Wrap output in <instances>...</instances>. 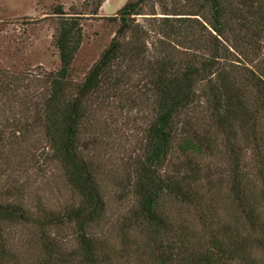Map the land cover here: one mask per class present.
<instances>
[{
	"label": "trees",
	"instance_id": "16d2710c",
	"mask_svg": "<svg viewBox=\"0 0 264 264\" xmlns=\"http://www.w3.org/2000/svg\"><path fill=\"white\" fill-rule=\"evenodd\" d=\"M147 1H130L108 18L118 28L76 85L69 69L81 18L54 10L60 68L47 76L29 128L40 130L47 161L75 201L32 220L0 199V264H111L97 235L106 220L105 174L92 150L106 126L100 116L111 109L143 111L147 120L127 179L115 182L132 199L118 224L124 244L143 238L150 264H264V0H186L195 12L180 18L163 10V39L151 58L134 20ZM209 155L222 158L223 174L204 167ZM206 201L215 205L211 214ZM220 202L231 211L224 218ZM13 225L37 229L22 261L6 236ZM62 228L76 242L69 262L49 234Z\"/></svg>",
	"mask_w": 264,
	"mask_h": 264
},
{
	"label": "rangeland",
	"instance_id": "374dc122",
	"mask_svg": "<svg viewBox=\"0 0 264 264\" xmlns=\"http://www.w3.org/2000/svg\"><path fill=\"white\" fill-rule=\"evenodd\" d=\"M130 1L133 0H0V199L19 206L32 220L40 210L57 213L75 201L59 169L47 161V151L41 148L40 130L29 128L33 124V114L39 111L47 76L60 68L52 40L58 20L53 15L54 10L60 7L67 17L79 14L81 18L82 41L69 69V81L76 85L108 47L118 28V23H112L108 18L114 17ZM99 3L97 15H91ZM191 7L186 0H149L145 3L142 15L134 20L145 32L143 40L148 58L155 55V48L159 49L158 42L163 39L158 28L163 10L169 17L180 18L182 16L175 15L195 12ZM256 63L255 57L248 65L249 69ZM100 121L106 126L98 132L97 146L92 150H96L95 157L105 174L100 188L106 206V220L97 235L110 251L111 264H150L143 253V238H135L140 242L137 246L129 242L124 244L121 239L118 224L131 207L132 199L115 183L127 179L125 176L138 153L147 124L145 113L111 109L100 116ZM204 159L205 168L218 169L217 173L223 174L222 158L217 160L209 155ZM212 203H205L209 214L214 212ZM220 203L218 217L224 218L231 211L226 204ZM185 219L189 218L186 216ZM5 228L14 248L12 252L22 261L25 254H30L26 242L35 234L36 227L13 225ZM49 234L69 262L76 245L72 231L52 229ZM72 264H78V260H73Z\"/></svg>",
	"mask_w": 264,
	"mask_h": 264
}]
</instances>
